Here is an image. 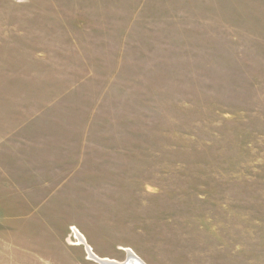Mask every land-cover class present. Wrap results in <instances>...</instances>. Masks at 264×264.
<instances>
[{
  "label": "rangeland",
  "instance_id": "rangeland-1",
  "mask_svg": "<svg viewBox=\"0 0 264 264\" xmlns=\"http://www.w3.org/2000/svg\"><path fill=\"white\" fill-rule=\"evenodd\" d=\"M129 250L264 264V0H0V264Z\"/></svg>",
  "mask_w": 264,
  "mask_h": 264
},
{
  "label": "bare ground",
  "instance_id": "bare-ground-1",
  "mask_svg": "<svg viewBox=\"0 0 264 264\" xmlns=\"http://www.w3.org/2000/svg\"><path fill=\"white\" fill-rule=\"evenodd\" d=\"M79 237H81L82 239V236ZM105 260H109V259H105ZM102 264H106V263L102 262ZM120 264H145V263L138 256H136L133 252L129 250L127 259Z\"/></svg>",
  "mask_w": 264,
  "mask_h": 264
},
{
  "label": "water",
  "instance_id": "water-1",
  "mask_svg": "<svg viewBox=\"0 0 264 264\" xmlns=\"http://www.w3.org/2000/svg\"><path fill=\"white\" fill-rule=\"evenodd\" d=\"M90 255H91L92 257H94L95 259H97L99 262H104V263H106V264H120V263H117L116 261L100 259V258H98L97 256L93 255V253H90Z\"/></svg>",
  "mask_w": 264,
  "mask_h": 264
}]
</instances>
